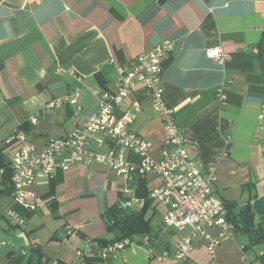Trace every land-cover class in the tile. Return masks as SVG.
Instances as JSON below:
<instances>
[{"label":"crops","instance_id":"obj_1","mask_svg":"<svg viewBox=\"0 0 264 264\" xmlns=\"http://www.w3.org/2000/svg\"><path fill=\"white\" fill-rule=\"evenodd\" d=\"M263 38L264 0H0L4 162L11 166L18 144L5 147V141L17 132L42 148L82 129L99 109L93 89L114 90L120 66L128 68L139 55L170 39L175 47L163 73L166 99L192 158L203 173L216 168L213 190L225 204H237L239 215L249 200L264 199V119H259L264 103ZM214 48H221L230 60L216 63L206 55ZM219 90L226 94L225 104L217 97ZM76 91L82 105L78 117L68 106L47 109L53 99ZM116 114L154 144L152 156L159 159L166 133L142 84ZM89 142L95 151L114 147L105 134L92 135ZM124 153L135 163L140 160L128 150ZM145 180L149 191L160 184L157 178ZM138 188L107 167L76 163L53 178L38 179L33 187L38 210L17 207L27 219L23 231L5 216L15 203L10 181L2 179L0 264H13L22 255L27 258L34 244L41 248L45 264H85L76 250L88 238L110 237L103 213L121 198L125 207L133 208L129 203L138 198ZM125 189L131 194L126 195ZM139 205L136 211L143 209L144 200ZM162 206L152 202L146 212L156 256L175 252L181 239L192 233L190 228L162 233L168 211ZM262 228L256 244H251L246 227L236 228V238L219 248L221 264H264ZM142 240L113 256L110 264H211L200 237H193V250L178 263L152 259L150 242Z\"/></svg>","mask_w":264,"mask_h":264},{"label":"built area","instance_id":"obj_2","mask_svg":"<svg viewBox=\"0 0 264 264\" xmlns=\"http://www.w3.org/2000/svg\"><path fill=\"white\" fill-rule=\"evenodd\" d=\"M174 47V42L167 39L150 52L139 55L128 68L120 66L114 90L94 88L93 93L99 98V109L88 117L82 129L61 139L51 140L42 148L29 141L21 131L5 141V144L14 141L18 144L12 158L11 178L15 206L5 212L11 226L26 231L27 219L16 207L29 212L38 210L37 194L33 187L39 178H53L59 171H68L76 163L96 164L113 170L128 185L138 184L149 175L156 176L160 184L150 191V198L168 208L161 232L166 233L171 228L178 231L191 229V236L183 237L173 253L164 252L156 256L150 246L152 259L158 262L167 258L175 263L183 261L193 250V237H200L206 243L210 263L221 264L219 248L224 242L236 238V227L229 219L225 202L213 190V185L218 182L216 168L210 167L207 173H203L194 161L176 122L175 113L166 99L163 73ZM206 55L220 65L230 60V56L221 48L210 49ZM137 84L144 86L145 94L151 99L153 110L165 129L166 137L159 159L152 156L154 144L131 130L124 119L116 114V109ZM217 97L223 104L226 103L223 90L218 91ZM79 99L80 94L76 91L53 99L47 109L68 106L73 115L78 117L82 110ZM259 119H264V103ZM95 134L107 135L114 147L107 151L93 150L89 137ZM124 150L136 154L140 160L137 163L131 161ZM4 173L5 170L0 168V181ZM125 194L130 195V190L125 189ZM141 202V199L133 198L130 204L133 207ZM213 231H216L215 235ZM151 240V236L146 235L142 241L148 244ZM132 244L135 241L126 238L102 246L97 239L88 238L85 246L76 250V255L83 260L96 257L107 261Z\"/></svg>","mask_w":264,"mask_h":264},{"label":"trees","instance_id":"obj_3","mask_svg":"<svg viewBox=\"0 0 264 264\" xmlns=\"http://www.w3.org/2000/svg\"><path fill=\"white\" fill-rule=\"evenodd\" d=\"M100 77V75H98ZM15 144V141L11 144H5V147H10ZM3 151L0 149V168L5 170L3 176V183H9L11 185V191L13 190L12 185V163L11 166L4 162ZM137 196L139 199L144 200V207L142 210H134L131 211L126 205V200L121 198V200L110 207L107 211H105L102 215V218L105 222L107 231L109 233L108 238L97 239L98 242L102 246H109L126 238H130L133 241L141 240L144 236L151 234L152 226L150 219L146 218V212L148 208L151 206L152 202H154L150 198V191L148 190L147 181L143 180L138 183ZM229 210V219L235 224V227L238 229L241 224L238 218L237 213V204H226ZM19 211V208L16 207ZM20 212V211H19ZM21 213V212H20ZM263 232V228L260 227L254 231H251L252 235L251 244H256L259 240ZM140 242V241H139ZM152 246V240L150 242ZM31 254L25 258V255L16 258V262L13 264H45L43 263V253L39 246L34 244L31 247ZM110 260L104 261L102 259L96 257H88L84 259L85 264H110Z\"/></svg>","mask_w":264,"mask_h":264},{"label":"water","instance_id":"obj_4","mask_svg":"<svg viewBox=\"0 0 264 264\" xmlns=\"http://www.w3.org/2000/svg\"><path fill=\"white\" fill-rule=\"evenodd\" d=\"M260 55L264 72V38L260 47ZM239 218L240 224L246 227L248 233L264 227V199L249 200L244 208L240 209Z\"/></svg>","mask_w":264,"mask_h":264},{"label":"rangeland","instance_id":"obj_5","mask_svg":"<svg viewBox=\"0 0 264 264\" xmlns=\"http://www.w3.org/2000/svg\"><path fill=\"white\" fill-rule=\"evenodd\" d=\"M150 177H152V178H156V176H154V175H149L148 178H150ZM120 179H121V178H120ZM121 180H122V179H121ZM157 180H158V179H157ZM122 181H123V180H122ZM156 183H158V181H157ZM156 183H155V184H156ZM150 187H153V184H150ZM129 205H130V203H129ZM139 206H140L139 204H135L133 208H131L130 206H128L127 208H128L129 210H131V211H134V210H137V209L139 208ZM157 206H161V207H163L161 204H158V203H157ZM151 214H152V210L149 211L148 217H150ZM155 222H156V218L153 219V225L155 224Z\"/></svg>","mask_w":264,"mask_h":264}]
</instances>
